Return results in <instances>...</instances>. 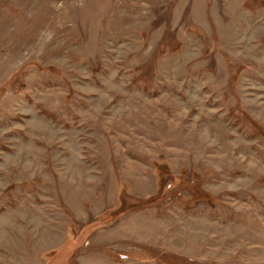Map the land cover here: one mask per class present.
Listing matches in <instances>:
<instances>
[{
    "label": "rangeland",
    "instance_id": "obj_1",
    "mask_svg": "<svg viewBox=\"0 0 264 264\" xmlns=\"http://www.w3.org/2000/svg\"><path fill=\"white\" fill-rule=\"evenodd\" d=\"M260 130L264 0H0V264H264Z\"/></svg>",
    "mask_w": 264,
    "mask_h": 264
},
{
    "label": "trees",
    "instance_id": "obj_2",
    "mask_svg": "<svg viewBox=\"0 0 264 264\" xmlns=\"http://www.w3.org/2000/svg\"><path fill=\"white\" fill-rule=\"evenodd\" d=\"M255 124V126H256V128L258 129V124L255 122L254 123ZM260 131H262V130H260ZM263 133H264V131H262ZM158 168L162 171V172H164L165 174H169V172H168V166H165V165H158ZM166 184H167V178H165L164 176L162 177V180H161V191H159V192H163V189L162 188H164L165 186H166ZM196 193V192H195ZM160 195V194H159ZM159 195L158 196H151V197H148V198H145V199H136V204H133V205H129V206H127V208H126V205H125V209L124 210H122V211H125L126 209L127 210H133V209H137V208H142V207H144V206H146V205H149V204H151V203H153V202H155L156 200H157V198L159 197ZM196 196H199V197H201V199H209V198H211L210 196H209V194H207V193H197V194H195ZM117 213V212H116ZM70 246V244H66L64 247H63V249L62 250H68V247ZM58 253H61V252H57L56 254H53V255H51V257H54V256H56ZM58 256H60V255H58Z\"/></svg>",
    "mask_w": 264,
    "mask_h": 264
}]
</instances>
